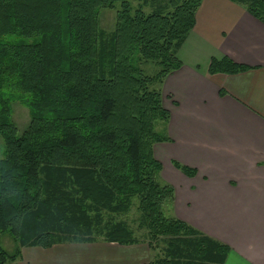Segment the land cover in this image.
<instances>
[{
	"label": "trees",
	"instance_id": "obj_1",
	"mask_svg": "<svg viewBox=\"0 0 264 264\" xmlns=\"http://www.w3.org/2000/svg\"><path fill=\"white\" fill-rule=\"evenodd\" d=\"M155 1L0 0V233L16 244L0 246V264H17L22 248L99 241L155 246L148 264L225 263V245L165 213L174 191L153 151L169 142L156 131L169 120L161 86L182 66L202 0ZM228 1L264 24V0ZM248 69L225 56L207 65L209 75ZM15 102L29 115L21 133ZM135 205L146 241L121 219Z\"/></svg>",
	"mask_w": 264,
	"mask_h": 264
},
{
	"label": "crops",
	"instance_id": "obj_2",
	"mask_svg": "<svg viewBox=\"0 0 264 264\" xmlns=\"http://www.w3.org/2000/svg\"><path fill=\"white\" fill-rule=\"evenodd\" d=\"M177 55L182 66L161 86L169 142L153 148L161 165L170 160L195 172L162 166L174 216L225 245L224 264H264V24L228 0H202ZM221 56L249 69L209 75L210 59ZM150 261L145 243L99 241L22 248L17 264Z\"/></svg>",
	"mask_w": 264,
	"mask_h": 264
},
{
	"label": "rangeland",
	"instance_id": "obj_3",
	"mask_svg": "<svg viewBox=\"0 0 264 264\" xmlns=\"http://www.w3.org/2000/svg\"><path fill=\"white\" fill-rule=\"evenodd\" d=\"M152 1V0H149ZM168 0H161L159 2V0L154 2V5L156 4H161L162 8L167 5ZM138 3H142V1H138ZM137 4V2H135V5ZM150 11L155 10L154 7L149 8ZM114 18H115V12L114 11H101L100 14V26L101 29H103L105 32H110L113 29V25H114ZM139 67L141 68V70L149 76L154 75L157 71H159V68L153 64V63H144V64H140ZM12 110H13V120L14 123L17 125L19 133H21L28 125L29 123V115H28V110L23 107L21 104L15 102L12 105ZM166 129L167 126L165 123H159L156 127V131L163 136H166ZM165 144H160V145H166ZM172 145V144H170ZM163 157V154H162ZM163 169H166V171L168 172L169 169L166 166V163L169 164V166L171 168L172 165L170 164V160H166L165 162H161ZM161 180L165 183L167 182V179L163 176H161ZM165 213H167V215H174L175 211L173 209V207L171 206V204H168L165 206L164 208ZM122 220H124L125 222H127L128 227L133 231L134 235L140 239V240H144L146 238V233L141 230L139 228V224H138V213L136 212V205L133 206V208L131 209V212L129 214H127L126 216H122L121 217ZM146 241V239H145ZM142 243V242H141ZM145 244H147L146 242H143ZM0 246L9 254H12L16 248V244L15 242L9 237V235L4 234V233H0ZM151 260L153 259V257H155L158 254V248H156L155 246L151 248Z\"/></svg>",
	"mask_w": 264,
	"mask_h": 264
}]
</instances>
